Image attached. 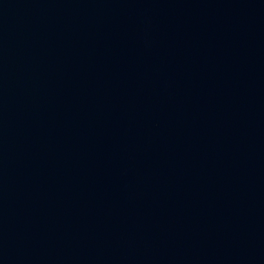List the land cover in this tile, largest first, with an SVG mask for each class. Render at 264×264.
<instances>
[{
    "label": "water",
    "instance_id": "water-1",
    "mask_svg": "<svg viewBox=\"0 0 264 264\" xmlns=\"http://www.w3.org/2000/svg\"><path fill=\"white\" fill-rule=\"evenodd\" d=\"M0 264H264V0H0Z\"/></svg>",
    "mask_w": 264,
    "mask_h": 264
}]
</instances>
